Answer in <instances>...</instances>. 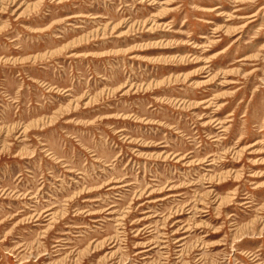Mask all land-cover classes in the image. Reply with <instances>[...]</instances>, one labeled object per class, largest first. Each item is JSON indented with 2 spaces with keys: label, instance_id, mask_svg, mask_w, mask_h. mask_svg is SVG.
<instances>
[{
  "label": "rangeland",
  "instance_id": "obj_1",
  "mask_svg": "<svg viewBox=\"0 0 264 264\" xmlns=\"http://www.w3.org/2000/svg\"><path fill=\"white\" fill-rule=\"evenodd\" d=\"M0 264H264V0H0Z\"/></svg>",
  "mask_w": 264,
  "mask_h": 264
}]
</instances>
